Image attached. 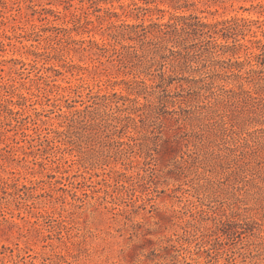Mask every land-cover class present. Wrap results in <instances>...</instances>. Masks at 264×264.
I'll use <instances>...</instances> for the list:
<instances>
[{
    "label": "rangeland",
    "instance_id": "rangeland-1",
    "mask_svg": "<svg viewBox=\"0 0 264 264\" xmlns=\"http://www.w3.org/2000/svg\"><path fill=\"white\" fill-rule=\"evenodd\" d=\"M0 264H264V0H0Z\"/></svg>",
    "mask_w": 264,
    "mask_h": 264
}]
</instances>
